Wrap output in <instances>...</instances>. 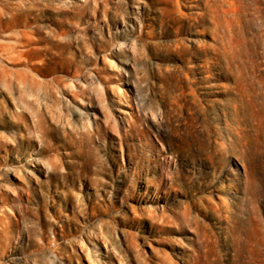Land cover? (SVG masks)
<instances>
[{
  "label": "rangeland",
  "instance_id": "rangeland-1",
  "mask_svg": "<svg viewBox=\"0 0 264 264\" xmlns=\"http://www.w3.org/2000/svg\"><path fill=\"white\" fill-rule=\"evenodd\" d=\"M0 24V264H264V0Z\"/></svg>",
  "mask_w": 264,
  "mask_h": 264
},
{
  "label": "bare ground",
  "instance_id": "bare-ground-1",
  "mask_svg": "<svg viewBox=\"0 0 264 264\" xmlns=\"http://www.w3.org/2000/svg\"><path fill=\"white\" fill-rule=\"evenodd\" d=\"M11 19H12V18H11ZM7 22H8V21H7ZM8 23H9V22H8ZM4 24H5V23H4ZM0 25H1V24H0ZM3 27H4V26H3ZM2 29H3V28H2ZM25 31H26V30H25ZM26 33H27V32H26ZM59 34H60V33H59ZM19 35H20V34H19ZM19 40H20V39H19ZM14 42H15V41H14ZM15 43H16V42H15ZM18 43H19V42H18ZM18 43H17V44H18ZM34 43H35V42H34ZM77 43H78V42H77ZM68 44H69V43H68ZM8 46H9V45H8ZM10 46H11V45H10ZM21 46H22V45H21ZM21 46H20V47H21ZM29 46H30V44H29ZM12 47H13V46H12ZM16 47H17V46H16ZM25 48H26V47H25ZM12 49L14 50V48H11V50H12ZM17 49H19V48H17ZM5 50H6V48H5ZM7 51H8V50H7ZM22 51H23V50H22ZM9 53H10V52H9ZM12 54H13V53H12ZM12 54H11V55H12ZM15 54H16V53H15ZM18 55L20 56L21 54L19 53ZM18 55H17V57H18ZM6 56H7V55H6ZM22 56H23V55H22ZM22 56H20V57L22 58ZM17 57H16V58H17ZM13 58H14V56H13ZM21 58H20V59H21ZM22 59H23V58H22ZM8 60H10V59H8ZM11 60L13 61L14 59H11ZM4 61H5V60H4ZM19 62H20V60H19ZM29 73H30V72H29ZM25 75H26V73H25Z\"/></svg>",
  "mask_w": 264,
  "mask_h": 264
}]
</instances>
